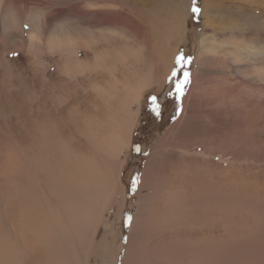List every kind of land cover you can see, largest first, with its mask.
Returning a JSON list of instances; mask_svg holds the SVG:
<instances>
[{"label":"rangeland","instance_id":"rangeland-1","mask_svg":"<svg viewBox=\"0 0 264 264\" xmlns=\"http://www.w3.org/2000/svg\"><path fill=\"white\" fill-rule=\"evenodd\" d=\"M197 6L198 20L191 0H0V264L45 256L39 249L22 253L37 222V212L18 207L30 193L46 213L51 207L70 229L78 225L66 264H123L154 149L162 151L159 158L165 153V182L156 187L148 240L139 243L141 264L151 263V255L156 264H264V0H197ZM90 37L97 40L91 49L69 55L51 47L53 39ZM199 44L208 56L196 64ZM101 52L127 55L113 67L114 77L106 71L110 59L103 70L65 72L66 63L92 62ZM181 52L191 58L190 83L177 103L169 77ZM167 55L170 71L162 62ZM144 77L150 85L129 150L119 156L123 193L110 198L116 152L130 128L118 99ZM108 83L115 86L111 97L101 94ZM190 93L182 120L190 140L182 143L179 132L167 135ZM152 96L159 117L150 111ZM80 164L94 182L74 195Z\"/></svg>","mask_w":264,"mask_h":264},{"label":"bare ground","instance_id":"bare-ground-1","mask_svg":"<svg viewBox=\"0 0 264 264\" xmlns=\"http://www.w3.org/2000/svg\"><path fill=\"white\" fill-rule=\"evenodd\" d=\"M170 9L172 11H174V9H175L174 5H171ZM176 18H178V15L176 16ZM259 30H261V29H259ZM95 43H97V40H96V38H92V37L86 38V39L81 38V39H76V40L68 39V38H67V40L66 39L65 40H63V39L59 40L57 38V39L52 40L51 47H54V48L60 47L66 55H69V53H76V50L78 51V49H85V48L91 49ZM120 55H121L120 53L119 54H112V55H108L106 53L105 54L104 53L97 54L94 56L92 62H85V63L83 62V63H79V64H74V65L69 66V68L67 67V65H69L68 64L69 62L67 60L68 63H66L64 65V70L66 73L71 72L73 74H82L87 69L90 71H93L94 69L95 70H100V69L103 70V69H105V63L104 62H106V60L110 59L111 65H110V68H107L108 70L106 69V71L110 76L114 77V75H113V69L114 68L113 67H115V65L119 61L122 62L123 56H127L126 54H123V56L122 55L120 56ZM206 56H208V52L204 49V47L201 44H199V54L196 57V64H197V61L199 60V57H206ZM119 58H120V60H119ZM231 59L233 61H235V60H237V57H232ZM171 61H172V56H170V55L169 56L167 55L164 59H162V62L165 65L166 70L168 69V71H170V67L172 65ZM67 76H68V74H67ZM118 77H119V75H118ZM149 78H151V77H149ZM150 81L151 80H148L144 77L141 80H139V79L136 80V82L132 86H125L124 88L122 86V88H123V94L122 95L123 96H121L118 99L119 103H120L119 115L121 117L123 125L126 128H128V127H130V128L127 129V132H128L127 140H125L122 143L121 148H119L118 151L116 152V161L118 160L117 165L120 164L119 156H120V154H122V151L123 150H125V151L129 150V144L131 142L130 136H131L132 128H134L136 115H137L139 109L141 108L142 100L144 97L143 94L145 91L144 89H147V87L150 85L148 82H150ZM108 85L110 87L109 90H107V91L101 90V94H103L105 97H111L112 91H114V89H115V86L112 83H108ZM191 96L192 95L190 93V96L187 97L185 100L184 112L182 114L181 119L179 120L180 122L177 124V126L173 127L174 128V129L172 128L173 131L167 135L170 139L173 138L175 133L179 132L178 137L182 141V143L188 142V140H190V139H187L186 137H184V134L187 132H186L185 128H182L183 127L182 120L185 119L184 118L185 116H187L186 115L187 108L192 105ZM132 103L136 106V110L134 112H132V110L130 109V105ZM128 104H130V105H128ZM201 148H203V147H201ZM161 153H162L161 150L154 149L152 151L150 158L148 159V161L146 163V166H145L143 172H142V177H141L142 181H141V185H140V191L137 194L138 212L135 215V217L133 218V221L129 227L130 240H129V243L127 245V252L125 254L123 264H141V260H142L141 251L142 250H140V247H139L140 244L139 243H142L143 239H145V240L147 239V237L149 236V231L153 227L152 221H154V220H151V219H153V216H154L153 204H154V195L156 193V187H158V188H160V186L162 187L163 183L165 182V180L162 179L163 178V174H161L162 171H160V169H161L160 167L165 164V160H162L163 158H165V156H164L165 153L162 154L163 158H159ZM156 161L159 163L158 165H156ZM123 165H124V163H121L120 166H118V168L116 170V176H115L113 184L111 185L110 198L117 196L118 199H120V194L122 195V193H123L122 185L120 184V181H119V176H117V172L119 171L118 169H120V167H122ZM79 167H80L81 185L79 186L77 183H76L77 185L76 184L74 185L73 189L76 190L74 195H77V194L83 192L84 187H83L82 183H84V185H85V183L87 184L90 182H94L93 177L90 174L89 175L85 174L84 165L80 164ZM163 168H165V167H163ZM120 171H121V169H120ZM84 175L87 176L85 178V180H86L85 182L82 179V177ZM160 180H162L163 182H160ZM107 184H109V183L107 182ZM46 188H48V187H46ZM69 195L70 194H68V197H69ZM71 195H73V194H71ZM28 196L29 197H26L27 199L25 201L21 200V204H19L18 207L22 208V210L24 209L25 212H28L30 215H33L34 212H37V214L40 213L41 215H37V214L34 215L37 217V219H36L37 222L34 223L32 226L33 232H29V233H31V239L29 238L30 240L26 239L27 238V237H25L26 232H22V236L20 237V240H22V242L26 240L25 242H23L24 243V245H23L24 249H23L22 253L25 254L26 256H28V255H30V252L32 254L37 249H39V250H43L45 256H41V254H40V259H39V258H37L39 256V254H37V257L35 259H33L31 262L29 261V263H24V264H66L67 259H68L67 257L72 256V254L74 253L72 251V249L69 247V243L73 245V243H72V240H74L73 234L77 233L78 225L74 222L72 225L76 226V227L70 229L68 224H66L65 222H62L61 217H60V213L55 212V209L50 207V208H48L50 211L48 213H46L45 212L46 210L44 209L40 199L36 198L34 196V194H32V193L28 194ZM57 196L58 195H55V197H57ZM121 199H122V196H121ZM165 211L166 210H163L162 213H165ZM43 214H45L46 216L44 217ZM99 218H100L99 221L102 220L103 215H101V217H99ZM50 220L54 222L53 225L49 224ZM92 220L86 222V224H85L86 228L88 227L89 223ZM28 221H29V219H28ZM88 230H89V228H88ZM24 237H25V240H23ZM89 238H90L89 241L91 243H94V233ZM91 243H87L85 246H87L88 244H91ZM67 247H68V249H67ZM89 248H92V245L89 246ZM70 251H72V254L69 253ZM78 251H79V249H78ZM40 253H41V251H40ZM6 254L8 255L7 251H6ZM3 255H5V254H2V256ZM0 258H1V256H0ZM45 258H47V262H44ZM2 259H4V257H2ZM7 259H8V257H7ZM7 259H5V260H7ZM73 260H74V258H73ZM150 260H151V263L149 261H148V263H146V261H145V263L146 264H156L155 263L156 260L154 259V255H151ZM7 262H9V261H7ZM22 262L12 260V263H9V264H18V263L23 264ZM71 263L72 262L70 261L69 264H71ZM193 264H202V263L200 261L199 262L195 261V263H193Z\"/></svg>","mask_w":264,"mask_h":264},{"label":"snow or ice","instance_id":"snow-or-ice-1","mask_svg":"<svg viewBox=\"0 0 264 264\" xmlns=\"http://www.w3.org/2000/svg\"><path fill=\"white\" fill-rule=\"evenodd\" d=\"M190 15L193 19L198 20L201 9L197 6V0H191V7L189 9ZM191 63L190 57H185L181 52L175 58V67L172 70L169 80L175 79L174 90L169 92V96H175L177 103H179L181 97L184 95L185 87L190 83V72L187 70V66ZM182 71V78L176 79L177 72ZM149 103L151 105L150 111L157 117L161 114V105L158 103L155 96L150 97ZM139 152V147L135 149ZM136 181L133 182V189L135 188ZM128 219H131L129 217Z\"/></svg>","mask_w":264,"mask_h":264}]
</instances>
